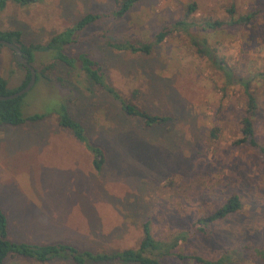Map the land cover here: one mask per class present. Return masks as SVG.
Returning a JSON list of instances; mask_svg holds the SVG:
<instances>
[{
	"label": "rangeland",
	"instance_id": "374dc122",
	"mask_svg": "<svg viewBox=\"0 0 264 264\" xmlns=\"http://www.w3.org/2000/svg\"><path fill=\"white\" fill-rule=\"evenodd\" d=\"M117 5L9 2L0 10V30L20 29L25 44H45L85 14ZM252 12L257 14L251 21H238ZM181 20L189 24L151 54L116 50L101 37L144 41ZM207 22L222 24L213 29ZM83 35L68 54L100 57L107 81L126 101L171 120L145 125L83 73L58 63L52 80L41 78L23 99L25 115L51 113L39 122L0 125V205L9 238L92 251L137 248L145 222L166 239L238 194L242 209L217 222L212 236L192 238L184 250L212 259L226 253V264H264L246 250L249 244L264 248V0H139L123 18L90 25ZM35 57L38 72L54 61L48 52ZM26 74L15 51L0 44V76L9 88L20 86ZM247 88L256 101V144L240 142ZM62 102L85 127L88 143L105 149L101 170L94 152L59 124L55 108ZM162 263L198 264L176 257ZM4 264L74 263L15 256Z\"/></svg>",
	"mask_w": 264,
	"mask_h": 264
},
{
	"label": "trees",
	"instance_id": "16d2710c",
	"mask_svg": "<svg viewBox=\"0 0 264 264\" xmlns=\"http://www.w3.org/2000/svg\"><path fill=\"white\" fill-rule=\"evenodd\" d=\"M43 1L44 0H0V10L5 9L9 2L16 3L21 7H28ZM138 1L139 0H118L117 8L110 12L87 13L74 25L51 36L45 44H25L23 41V31L20 29L0 30V39H8L19 45L31 63L35 61V56L38 52H48L51 55L54 60L52 63L45 64L39 72L36 69V82H39L41 78L52 80V71L57 67L58 63H61L72 70L83 73L88 81L97 85L102 91L118 101L125 114L139 117L147 126L163 124L171 120L170 116L149 113L137 105L126 101L120 91L107 81L104 64L100 57L87 52H81L75 55L67 53L70 46L85 40L83 33L90 25L105 19L123 18ZM190 8L191 10H194V5H190ZM256 14V12H252L245 16H241L238 21L240 23L251 21L255 18ZM188 24L189 23L185 20L178 21L176 24H169L155 36L144 41H138L135 39L114 41L105 34L101 35V37L107 45L116 50L151 54L156 44L163 42L175 30L183 29ZM221 24V22H207V26L213 29H217ZM25 68L27 69V74L21 85L15 89L9 88L8 80L0 76V95L14 93L28 84L31 74L30 70L27 67ZM226 70L227 68H225V71ZM227 75L231 77V73L227 72ZM246 93L248 94L249 106L248 114L242 119V132L244 137L240 142H246L249 140L251 144H256L254 139V121L251 115L256 108V101L254 96L248 91V88ZM25 95L13 99L0 100V125L8 124L18 126L26 121L39 122L44 120L47 115L51 113L41 112L25 115L23 112V99ZM55 112L58 114L59 124L70 129L78 140L84 142L86 146L94 152V166L97 170H101L107 159L105 149L102 146H95L88 143L85 127L80 121L72 116L68 106L63 102L55 108ZM242 207L243 202L241 197L238 194H235L211 214L197 218L190 228L177 232L175 235L166 239L157 238L152 232L149 221H147L143 225V238L137 248L105 252L88 249L82 250L68 243L34 244L13 241L8 236L7 215L0 205V264H4L8 257L15 256L32 259L41 263H47L53 259H69L74 264H163V259L176 257L181 262L189 260L198 264H226V262H228V255L226 253H223L216 259H212L196 253H187L183 246L194 237L212 236V227L217 222L239 212ZM246 250H248V253L253 260L264 262V248H261L256 244H249L246 246Z\"/></svg>",
	"mask_w": 264,
	"mask_h": 264
},
{
	"label": "water",
	"instance_id": "95a60500",
	"mask_svg": "<svg viewBox=\"0 0 264 264\" xmlns=\"http://www.w3.org/2000/svg\"><path fill=\"white\" fill-rule=\"evenodd\" d=\"M0 44L6 45L13 49L15 51V59L18 63L24 65L30 70L31 78L28 84L23 87L22 89L8 94V95H0V100H8V99H13L19 96H23L27 94L36 84L37 81V71L36 68L34 67L33 63L29 61V58L23 53L22 49L20 48L19 45H17L14 42L9 41L8 39H0Z\"/></svg>",
	"mask_w": 264,
	"mask_h": 264
}]
</instances>
